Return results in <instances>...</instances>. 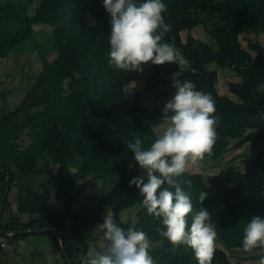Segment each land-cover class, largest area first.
<instances>
[{"label":"trees","instance_id":"16d2710c","mask_svg":"<svg viewBox=\"0 0 264 264\" xmlns=\"http://www.w3.org/2000/svg\"><path fill=\"white\" fill-rule=\"evenodd\" d=\"M37 1L32 8L34 0H0V52H4V59L11 54L17 59L19 54L30 51L42 67L19 104L0 115V202L6 185L4 172L10 177L0 231L54 228L60 234L63 229L45 222L43 214L35 216L36 205L49 203L54 189L62 199L61 213L72 223L70 232L78 242L68 244L60 234L70 264H83L90 252L80 223L84 212L91 211L100 222L102 215H109L125 231L129 227L144 231L155 264H198L191 248L174 247L159 234L163 230L161 220L147 214L139 190L135 185L128 186L132 178L142 175V170L127 144L140 139L142 148L150 147L157 138L154 129L163 124V106L150 109L141 105L133 111L121 103L116 89L125 83L119 90L125 101L124 89L144 78L146 86L134 96L158 91L151 95L158 99L174 94V81H191L196 90L210 94L215 101L216 140L211 154H205L203 159L219 162L232 146L262 145L250 174L216 175L211 187L203 185L198 173L185 171L174 178L190 195L193 214L201 207L210 212V223L217 233L215 244L221 246L215 245L212 264H233L228 254L242 250L247 222L257 216L264 218V91L257 90L264 84V53L258 43L248 41L243 47L240 41V36L249 30L264 35V0H162L166 5L164 20L171 26L164 42L173 44L189 64L149 63L151 68L140 72L109 66L107 37L111 26L103 0ZM140 2L143 0H137ZM43 25L49 28L47 37H42L46 46L34 36V27ZM198 26L214 40L219 56L190 35ZM184 32L187 37L182 42ZM49 51L55 54L51 61L47 59ZM219 61L227 64L234 77L228 81L227 89L236 101L220 96L216 90L217 72L207 67ZM7 94L0 92V99ZM82 97L86 103H79L77 108ZM74 106L77 111L72 113ZM86 112L97 123V134L90 140H85L79 130L80 117ZM129 163L133 164L131 169ZM36 177L44 179L39 188L32 185ZM85 181L100 182L102 190L94 195L91 205L76 212L79 194L72 192ZM203 191L207 195L201 204ZM9 206H14L15 211L6 219ZM133 207L138 210L132 226L122 222L120 215ZM20 216H28L29 220L21 221ZM191 217L189 214L186 218L189 227ZM32 235L50 236L63 264H67L52 231L0 241L7 244ZM101 238L103 244L97 250L106 243L103 234ZM259 258L260 255L255 257Z\"/></svg>","mask_w":264,"mask_h":264},{"label":"clouds","instance_id":"9594fccd","mask_svg":"<svg viewBox=\"0 0 264 264\" xmlns=\"http://www.w3.org/2000/svg\"><path fill=\"white\" fill-rule=\"evenodd\" d=\"M103 7L110 16V67L140 72L141 66L149 63L189 64L173 44L164 42L171 26L164 20L166 5L162 0H103ZM173 87L174 95L162 109V133L147 149L142 148L140 139L127 144L142 170V175L132 178L128 186L135 185L139 190L147 214L161 220L163 230L159 234L163 238L174 247L191 248L198 264H212L217 233L210 223V212L201 207L193 214L190 195L174 178L183 174L189 163L211 154L216 140L215 101L210 94L196 90L191 81H174ZM257 90L264 91V84ZM128 167L131 169L133 164ZM187 186L191 188L190 181ZM206 195L205 191L200 193L201 204ZM189 214L190 227L186 219ZM95 229L106 243L101 250L90 251L83 264H155L144 231L134 227L125 231L109 215ZM254 249L260 250L255 264H264V218L258 216L247 222L242 237V251Z\"/></svg>","mask_w":264,"mask_h":264},{"label":"rangeland","instance_id":"374dc122","mask_svg":"<svg viewBox=\"0 0 264 264\" xmlns=\"http://www.w3.org/2000/svg\"><path fill=\"white\" fill-rule=\"evenodd\" d=\"M223 1V0H219ZM39 1L34 0V5L36 6ZM31 11V9H30ZM49 34V28L45 25L34 27V36L38 40H42V44L45 46L47 42L42 37H47ZM190 35L202 42L207 44L213 53L216 56H219V50L214 42V40L203 33V30L200 26L194 28L190 31ZM187 37V32L181 34L182 42H185ZM240 41L242 46H247L248 41L253 43H258L260 51L264 53V35L254 30H249L248 32L243 33L240 36ZM47 48H50V42L48 41ZM19 56V57H18ZM17 59H14V55L8 56L4 59V52H0V92L8 93L4 99H0V115L8 110H13L21 101L22 97L27 88H29L35 77L41 72L42 67L40 63L36 61L35 53L27 51L25 54H19ZM54 52L49 51L47 59L49 61L54 58ZM143 70L150 69V65H142ZM209 70H216L218 75V82L216 85V90L220 96L229 98L230 100L236 101V97L229 93L227 89L228 81L234 79L232 73L228 70L227 64L221 61L215 62L207 67ZM142 70V71H143ZM125 83L117 86V92L121 103L129 109L136 111L138 107L144 105L150 109L158 108L164 106V104L172 98V96H165L163 98L153 99L151 95L153 93H145L140 97H135L134 95L137 92H140L144 89L145 83L144 78L139 82L129 83V86L124 89L126 99L120 95L119 90ZM160 88L159 91H161ZM164 91H167L165 89ZM159 93V92H158ZM157 94V93H156ZM137 98V99H136ZM79 103H86L85 99L82 97L81 100L77 103V108ZM76 106L72 108V113L76 110ZM97 123L91 118L90 113L86 112L81 115L79 120V130L82 137L85 140H90L95 137L97 134L96 129ZM163 131V124L154 129L156 136L158 137ZM262 148V145H257L256 147H251L250 145H243L241 147L232 146L230 150L225 154V156L219 162L209 161V160H198L195 164L189 163L186 171L190 174H201L203 185L207 187L212 186V177L216 175H226L234 176L237 173L250 174L254 169L255 164L259 159V150ZM44 182L42 177H36L32 185L34 188H39L40 185ZM102 186L100 182L92 183L90 181H85L79 186L76 187L73 193H78L79 198L74 206L76 212L81 211L84 207L91 205L94 200V195L100 194ZM62 199L59 197V192L57 190L51 189V200L49 203L45 204L39 202L36 205L35 216L43 214L45 222H52L56 227H59L61 230L60 234L62 235L63 240L68 244L74 245L78 242L70 232L72 223H68L63 214L61 213ZM138 207H133L123 211L120 215V219L124 223H129L132 226L136 223V212ZM15 211L14 206H9L5 213V218H9L11 214ZM102 215L100 218L103 220ZM83 218L80 223V228L82 230L83 236L88 242L89 250H97V248L102 246V233L98 232L95 227L101 223L96 216L91 212H84L81 216ZM21 221H28V216H20ZM6 248L0 252V264H63V261L59 255V252L55 248L53 241L48 235H32L25 240L13 239L11 243H4ZM217 245V243L215 244ZM219 248L221 246L217 245ZM260 250H255L249 253H245L242 250H237L229 253L230 261L233 264H255Z\"/></svg>","mask_w":264,"mask_h":264},{"label":"water","instance_id":"95a60500","mask_svg":"<svg viewBox=\"0 0 264 264\" xmlns=\"http://www.w3.org/2000/svg\"><path fill=\"white\" fill-rule=\"evenodd\" d=\"M4 174L6 175V185H5L4 194H3L1 202H0V219H1L4 207H5L6 197H7L8 191H9V180H10L9 175L6 172H4ZM48 231H52V232L55 233L56 241H57V244L59 245V250L61 252V255L63 256L64 261L67 264H70L69 259L67 258L66 253L64 251V248L61 246L60 234L54 228H49V229H46V230H36V231L26 230V231H22V232H4V231H0V238H9V237H14V236H18V235L40 234V233H45V232H48Z\"/></svg>","mask_w":264,"mask_h":264},{"label":"built area","instance_id":"2783aa9c","mask_svg":"<svg viewBox=\"0 0 264 264\" xmlns=\"http://www.w3.org/2000/svg\"><path fill=\"white\" fill-rule=\"evenodd\" d=\"M0 247H1L2 249H5V248H6V245L4 244L3 241H0Z\"/></svg>","mask_w":264,"mask_h":264},{"label":"crops","instance_id":"0c3cea01","mask_svg":"<svg viewBox=\"0 0 264 264\" xmlns=\"http://www.w3.org/2000/svg\"><path fill=\"white\" fill-rule=\"evenodd\" d=\"M4 250V249H3Z\"/></svg>","mask_w":264,"mask_h":264}]
</instances>
